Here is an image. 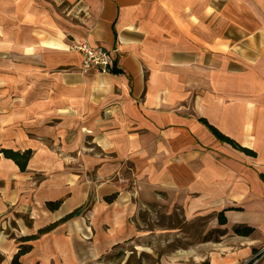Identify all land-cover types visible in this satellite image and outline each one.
Instances as JSON below:
<instances>
[{
    "label": "crops",
    "instance_id": "obj_1",
    "mask_svg": "<svg viewBox=\"0 0 264 264\" xmlns=\"http://www.w3.org/2000/svg\"><path fill=\"white\" fill-rule=\"evenodd\" d=\"M82 8L84 22L65 18ZM74 40L115 50L113 72H82ZM7 63L13 70H0V146L31 148L26 171H39L38 161L53 155L39 143L90 138L100 164L130 160L137 182L152 192L200 193L191 205L202 207L209 193H246L258 214L244 220L240 207L224 204L234 209L224 225L244 224L259 236L236 235L242 245L226 248L241 261L264 245V0H0V68ZM202 119L255 156L219 141ZM64 165L63 190L85 183ZM25 172L0 157V214L29 195L39 199ZM99 174L117 184L104 195L117 200V171ZM43 185L45 204L56 201L51 179ZM161 264L191 263L167 257Z\"/></svg>",
    "mask_w": 264,
    "mask_h": 264
},
{
    "label": "rangeland",
    "instance_id": "obj_2",
    "mask_svg": "<svg viewBox=\"0 0 264 264\" xmlns=\"http://www.w3.org/2000/svg\"><path fill=\"white\" fill-rule=\"evenodd\" d=\"M85 10H76L78 14L72 12L65 18L75 22L79 18L84 22L88 18ZM8 67L7 63L0 70H13ZM49 144L47 141L38 144L53 152L48 155V160L38 161L42 168L24 171V177L33 182L30 188L39 199L36 201L29 195L19 208L0 214V264H11L12 257L20 250L25 251L20 256L24 264H161L167 257L191 264L201 259L204 260L202 264H239L234 253L226 247L233 250L242 245L235 240L233 232L235 227L242 225H220L217 213L225 204L240 207L246 213L242 215L244 220L258 214V210L253 212L249 207L250 199L246 193L240 192L238 198V192L209 193L204 207L200 206L202 203L191 205V201H198L200 193H196V197L188 196L189 193L181 197L171 192H152L145 182H137V168L130 160L106 158L100 164L101 150L90 138L82 145ZM27 149L31 150L32 156V149ZM79 151L84 154L81 153L78 160L67 156L74 155L77 159ZM247 161L246 166L253 169L255 160L248 158ZM63 162L74 166L69 171L84 176L79 177L80 181L86 180L73 191L62 189L66 178L63 174L68 169ZM100 171L107 174L117 171L120 177L118 187L121 191L117 200L114 198L111 203L104 195L117 184L111 185L108 180L111 176L100 177ZM46 178L51 179L55 189L53 196L60 201L56 210H49L43 201L47 196V185L41 187V182ZM67 183L74 184L73 181ZM81 199L83 202L79 204ZM259 208L264 211V207ZM71 213L74 214L64 218ZM255 235L259 236L258 230L252 233ZM191 250L193 252L189 254Z\"/></svg>",
    "mask_w": 264,
    "mask_h": 264
},
{
    "label": "trees",
    "instance_id": "obj_3",
    "mask_svg": "<svg viewBox=\"0 0 264 264\" xmlns=\"http://www.w3.org/2000/svg\"><path fill=\"white\" fill-rule=\"evenodd\" d=\"M206 126L207 128L214 134V136L221 142H225L229 145H231L233 148L237 149L238 151H241L247 155L250 156H255V152H253L252 150L242 147L241 145H239L235 140H233L232 138H230L229 136L221 133L220 131H218L215 127H213L212 125H210L209 123H207V121H205L204 119L201 120ZM0 155H2V157L7 158L12 160L15 165H17V167L19 168V170L21 172H24L26 170V166L27 163L31 157V150L30 149H26L24 151H17V150H12L10 148H1L0 149ZM115 194H112L110 196H106L105 200H107V202H112V199L115 198ZM60 205V201H49L46 202V207L49 210H56L59 208ZM232 208H225L220 210L217 213V222L220 225H224L226 223V218L224 213L227 210H231ZM234 210V209H232ZM238 210V209H236ZM74 213L68 214L66 215L64 218H68L71 215H73ZM63 218V219H64ZM42 230H47V229H41ZM233 232L238 235V236H243V237H247L249 235H251L254 232V228L250 227V226H239V227H235L233 229ZM256 249L252 250V253L255 252ZM25 251H18L11 259V264H24L23 262L20 261V256L22 254H24Z\"/></svg>",
    "mask_w": 264,
    "mask_h": 264
},
{
    "label": "built area",
    "instance_id": "obj_4",
    "mask_svg": "<svg viewBox=\"0 0 264 264\" xmlns=\"http://www.w3.org/2000/svg\"><path fill=\"white\" fill-rule=\"evenodd\" d=\"M70 48L80 55L82 72L110 74L116 67L115 50L110 51L100 44H90L85 40H74ZM263 255L264 245L257 248L248 258L241 260L239 264H259Z\"/></svg>",
    "mask_w": 264,
    "mask_h": 264
}]
</instances>
